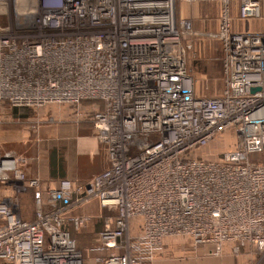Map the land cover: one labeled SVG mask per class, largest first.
Wrapping results in <instances>:
<instances>
[{
    "label": "built area",
    "instance_id": "obj_1",
    "mask_svg": "<svg viewBox=\"0 0 264 264\" xmlns=\"http://www.w3.org/2000/svg\"><path fill=\"white\" fill-rule=\"evenodd\" d=\"M181 1L220 5L224 88L200 95L190 72ZM261 17L264 0H0V125L6 107L89 104L85 116L110 165L87 182L48 189L22 159L0 151V264H84L66 228L96 199L115 212L97 248L101 264H152L169 237L250 247L264 264V31L233 27ZM34 189L25 220L2 187ZM73 212V213H72Z\"/></svg>",
    "mask_w": 264,
    "mask_h": 264
},
{
    "label": "crops",
    "instance_id": "obj_2",
    "mask_svg": "<svg viewBox=\"0 0 264 264\" xmlns=\"http://www.w3.org/2000/svg\"><path fill=\"white\" fill-rule=\"evenodd\" d=\"M187 3L186 1L180 2L179 16L181 15L180 9L194 6ZM209 3L216 4L220 11L218 3L208 2L206 4ZM231 15L233 27L236 30L242 32L264 31V26L253 29L255 23L250 21L253 19L242 20L238 17L237 3L231 5ZM222 74H224L223 60ZM88 104L89 102L85 101L74 108H70L69 104L59 105L57 108L50 105L54 106L50 109L48 105L43 107H6L3 119L8 120L9 125L0 128V151H2V141H6L8 138L12 142L10 144H17L22 147V150L16 152L23 157L8 151L15 157L22 159L21 167L30 178L40 179L45 193L44 207L47 211L57 208V205H54L49 199L47 193L49 188L57 186L65 178L81 183L87 182L110 165L106 145L94 133L92 123L84 118L83 113ZM50 117L52 121L57 122L48 123ZM34 119L43 122L36 121L37 124L33 125ZM29 123L32 125H28ZM36 129L37 137L33 135ZM2 193L3 196L17 199L19 212L23 219L33 220L35 218L34 189L26 187L21 190H14L5 185L2 187ZM90 210L100 213L108 211L101 208L99 202L94 199L77 207L73 212L80 214V212L84 213ZM103 227L104 225L100 228L99 224L95 238L96 243L98 242V234ZM66 228L76 237L77 232L72 224H68ZM244 250L241 253H236L232 243H225L221 254L216 255L215 247L211 244L198 245L185 237H169L157 249L152 264H251L254 258L248 254V251ZM92 251L96 255L93 260L94 263L101 264L97 258L102 257L104 253L96 247ZM85 254L84 264L91 259V252L87 251Z\"/></svg>",
    "mask_w": 264,
    "mask_h": 264
},
{
    "label": "rangeland",
    "instance_id": "obj_3",
    "mask_svg": "<svg viewBox=\"0 0 264 264\" xmlns=\"http://www.w3.org/2000/svg\"><path fill=\"white\" fill-rule=\"evenodd\" d=\"M190 6L189 8L180 9L181 15L180 19L190 21L191 28H184L186 30L184 44L186 47V57L188 61V65L190 68V72L196 79V90L200 95H217L222 92L224 88L223 82V74H222V47L221 43L217 37V31L219 28V7L217 5L212 4H197V3H187ZM182 8V7H181ZM185 10V11H184ZM252 23H255L254 30L258 29L259 26H264V7L262 11L261 17L255 18ZM264 28V27H263ZM69 104L70 108L75 107L77 105H73L70 103H62V104H53L54 106L59 107V105ZM48 105V108L51 107ZM39 109V108H38ZM84 114V113H83ZM84 118L88 120V118L84 114ZM35 121V122H34ZM33 125H36V121L43 122L41 120L34 119ZM52 121L51 117L49 118V122ZM9 121L3 119L0 125V128L7 127L9 125ZM47 122V121H45ZM57 122V121H55ZM29 123L28 125H30ZM26 125V124H25ZM32 125V124H31ZM37 129L33 134L37 137ZM42 138V136H40ZM9 138L6 141H2V151L4 152H13L17 156L19 153L16 151L22 150L17 144H10ZM36 148L35 146H32ZM1 151V152H2ZM23 157V156H21ZM20 158V157H19ZM100 210V209H99ZM88 212V213H87ZM82 216H88V223L75 231L77 232V243L80 250L83 254L87 251L91 252V259L87 261L86 264H95L94 257L95 252L92 251L93 248H97L98 242L96 243V232L104 225L105 219L108 216H113L115 212H106L102 211V213L95 210H90L86 212H80ZM75 237V238H76ZM246 248H243L244 250ZM250 247H247V250H250ZM246 250V251H247ZM245 251V250H244ZM255 259V258H254ZM254 259L251 261V264H254ZM98 264V263H96ZM263 264V263H262Z\"/></svg>",
    "mask_w": 264,
    "mask_h": 264
}]
</instances>
